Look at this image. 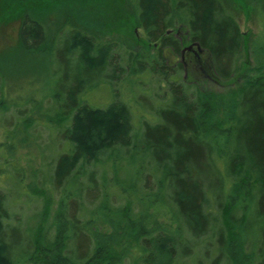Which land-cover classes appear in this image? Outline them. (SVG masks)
<instances>
[{"label": "trees", "instance_id": "1", "mask_svg": "<svg viewBox=\"0 0 264 264\" xmlns=\"http://www.w3.org/2000/svg\"><path fill=\"white\" fill-rule=\"evenodd\" d=\"M128 2L154 45L148 55L122 41L99 43L73 25L60 29L49 45L45 26L23 18L22 50L52 59L57 74L67 69L41 104L28 101L31 115L39 111L48 118L44 124L62 149L55 167L42 164L40 186V172L27 188L23 181L12 183L6 171L16 202L26 197L31 205L40 200L41 207L27 221L24 212L10 209L0 188V264H264V76L237 92L225 109L224 127L214 100L188 81L181 60L187 40L208 55L218 83L232 80L244 48L236 18L221 0ZM257 2L264 27V0ZM149 78L156 80V91L141 98L156 94L161 105L152 104L156 119L141 122L139 130L128 103L114 101L107 109L91 103L95 90L107 88L116 100L122 85L140 89ZM9 90L2 87L1 97L7 99ZM46 101L50 108L44 113ZM29 113L18 120L24 146L41 122L30 126ZM113 115L122 127L116 137L102 130L97 148L77 138L89 132L91 116ZM112 123L100 124L105 129ZM14 132L6 134L9 159L17 150L9 145ZM157 213L169 227L153 225Z\"/></svg>", "mask_w": 264, "mask_h": 264}, {"label": "rangeland", "instance_id": "2", "mask_svg": "<svg viewBox=\"0 0 264 264\" xmlns=\"http://www.w3.org/2000/svg\"><path fill=\"white\" fill-rule=\"evenodd\" d=\"M221 1L227 7L228 12L236 18L243 34L244 48L237 62V70L233 79L218 83L210 68L208 55L192 43H188L187 40H185L184 54L181 60L187 69L186 78L191 83L199 84L201 89L212 97L216 117L225 127L228 124V112L225 109L229 108L231 104L233 105L237 92L245 85L264 76V63L260 64L262 67H259L257 63V54L260 53L258 47L264 39V27L257 0ZM25 15L36 18L45 26L49 45L55 41L58 31L69 25L82 28L99 43L122 41L141 55L151 53L154 45L148 44L144 30L137 25L134 11L128 0H0V89L2 87H5L6 90L10 89L8 100L1 97L0 91V188L4 187V193L8 195L10 209L19 214L24 212L23 217L29 221L31 217L37 215L41 201L38 200L31 205L30 200L22 197L16 202V196H14L16 190L12 187V183L23 181V185L30 188L35 183L34 176H38L40 172L41 177L38 176L36 180L40 179L39 184L44 169L42 164L52 165L53 160L59 157V151L62 149L61 141L54 143L56 135L48 125L44 124L48 118L39 111L31 115L33 105L29 102L41 104L42 100L49 96L50 86L62 82L60 80L64 77L67 69L62 67L57 74L58 67L51 64L52 59L47 61L46 57L42 55L36 54L35 56L22 50L20 30ZM69 72L71 74L74 70L71 69ZM118 83L120 84V82ZM156 87V80L151 81L149 78L145 85H140V89H131L129 84L122 85L120 92H117L118 99L116 100L111 98L112 93L107 88L95 90L91 93L90 99L93 105H98L97 107L102 109H107L114 101L128 103L132 110L133 125L136 130H139L141 122L146 123L148 119L153 122L156 119L154 111H151L152 104L159 103L161 105L156 94L152 98L148 97L147 100L141 98L142 93L155 92ZM26 102L29 103L26 108L19 110L12 108L13 105ZM6 105L9 107L8 111ZM43 108L45 113V110L50 108L49 101H46ZM20 111H24L25 114L22 115ZM28 111H30L29 115L32 120L30 126L41 122L31 130L30 143L28 146H24L21 136L24 132L21 131L22 126L18 125V120L24 118ZM142 115L145 117L141 120ZM117 118L118 115H113L111 118L91 116L88 122L89 132L85 138L78 133L77 138L81 143L97 148L102 141L100 139L102 130L108 131V138L119 135L122 127ZM108 121L113 123L104 129L100 123ZM14 124L16 125L15 129ZM13 130H15L13 139L16 140L15 142L10 141L9 145L13 143L17 150L14 158L10 157L9 159L10 152L5 146L6 134ZM91 130L94 139L90 136ZM55 152L57 153L56 158L53 155ZM9 164L18 166V168L14 169ZM53 165L55 167V164ZM7 170L10 178H15L9 186L6 185L9 183ZM109 176H112L111 173ZM127 178L131 179V172ZM56 202L54 199L52 209L55 208ZM118 202L123 205L125 200L119 199ZM155 217L157 221L153 225L169 227V221H166L161 213H157ZM41 230L45 231L44 226L41 227ZM105 232L108 233L109 229L104 230L103 233ZM112 235L113 233H109L108 237ZM130 262L132 263L130 260L127 264H131Z\"/></svg>", "mask_w": 264, "mask_h": 264}, {"label": "flooded vegetation", "instance_id": "3", "mask_svg": "<svg viewBox=\"0 0 264 264\" xmlns=\"http://www.w3.org/2000/svg\"><path fill=\"white\" fill-rule=\"evenodd\" d=\"M195 47H198V45H197V46H195ZM183 54H184V53H183ZM183 54H182V55H183Z\"/></svg>", "mask_w": 264, "mask_h": 264}, {"label": "water", "instance_id": "4", "mask_svg": "<svg viewBox=\"0 0 264 264\" xmlns=\"http://www.w3.org/2000/svg\"><path fill=\"white\" fill-rule=\"evenodd\" d=\"M198 49H200V47L198 46Z\"/></svg>", "mask_w": 264, "mask_h": 264}, {"label": "bare ground", "instance_id": "5", "mask_svg": "<svg viewBox=\"0 0 264 264\" xmlns=\"http://www.w3.org/2000/svg\"><path fill=\"white\" fill-rule=\"evenodd\" d=\"M169 34H171L170 32H169ZM179 35V34H178Z\"/></svg>", "mask_w": 264, "mask_h": 264}]
</instances>
